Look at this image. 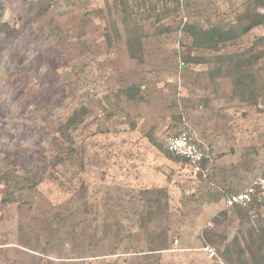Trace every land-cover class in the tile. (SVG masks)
Returning a JSON list of instances; mask_svg holds the SVG:
<instances>
[{
	"label": "rangeland",
	"instance_id": "obj_1",
	"mask_svg": "<svg viewBox=\"0 0 264 264\" xmlns=\"http://www.w3.org/2000/svg\"><path fill=\"white\" fill-rule=\"evenodd\" d=\"M251 2L0 0V264H230L236 241L256 256L264 207L224 199L264 164V26L212 49L185 32H241L264 18ZM183 128L206 176L168 156Z\"/></svg>",
	"mask_w": 264,
	"mask_h": 264
},
{
	"label": "built area",
	"instance_id": "obj_2",
	"mask_svg": "<svg viewBox=\"0 0 264 264\" xmlns=\"http://www.w3.org/2000/svg\"><path fill=\"white\" fill-rule=\"evenodd\" d=\"M163 145L168 152L186 160L187 167L195 175L202 174L206 176L212 158L209 151L201 147L190 129L183 128L168 134L163 140ZM252 205L264 207V164L258 176L244 190L231 193L224 199L226 209L235 207L250 208ZM212 226V224H209V227ZM201 250L208 259L219 260L216 249L211 245L206 243Z\"/></svg>",
	"mask_w": 264,
	"mask_h": 264
},
{
	"label": "trees",
	"instance_id": "obj_3",
	"mask_svg": "<svg viewBox=\"0 0 264 264\" xmlns=\"http://www.w3.org/2000/svg\"><path fill=\"white\" fill-rule=\"evenodd\" d=\"M262 5H264V0H252V2H251V6L255 7L254 11H257L256 8L259 6H262ZM249 13H251V12H249ZM256 13L253 14L251 17V19H252V21L250 22L251 24L244 27L241 32H238V31L233 30V29H230V30H222L220 28L203 29V28H197L196 26H193V25H187L185 28V32H187V33H189V35H191V37L194 39V43H196L198 48L212 49L213 47H216L219 43H227L229 41H234V40L238 39L241 35L248 33L249 31H251L253 28H255L257 26H264L263 16H260ZM129 51H130V55L132 58L137 57L138 50L136 47L130 45ZM235 67H238V61H237V64L235 65ZM239 82H241V81H239ZM239 82L238 83L235 82V88L234 89L236 92L240 90L239 92L241 94L242 93L244 94L245 88H243L242 90L240 88H238V86H242V84H240ZM167 153L169 154L168 156L170 159H173V156L177 157L168 151H167ZM177 159H179V160L181 159L187 164L186 160H184L180 157H177ZM196 176H203V175L198 174ZM253 207L259 208V206H257V205H252L251 208H253ZM235 208H236V210L244 209L242 207H235ZM235 208H232V209H235ZM225 215L227 216L228 213H225ZM253 232H254V230H253ZM157 238H158L157 246L153 251L157 252V251L168 250L169 249L168 248V231L163 230L157 236ZM258 240H259V244H258L257 250H256L257 253H256V256L253 257V259L251 261L248 259H242L243 257H245L242 255L244 252L239 251V253H238V241H236V243L234 244L233 250L228 249V248L226 249L227 261L230 264H264V230L259 232ZM257 255H259L258 258H257Z\"/></svg>",
	"mask_w": 264,
	"mask_h": 264
},
{
	"label": "crops",
	"instance_id": "obj_4",
	"mask_svg": "<svg viewBox=\"0 0 264 264\" xmlns=\"http://www.w3.org/2000/svg\"><path fill=\"white\" fill-rule=\"evenodd\" d=\"M208 171H209V169H208ZM257 176H258V175H257ZM253 180H254V179H253ZM253 180H252V181H253ZM252 181H251V182H252ZM251 182H250V183H251ZM250 183H249V184H250ZM249 184H248V185H249ZM248 185H247V186H248ZM247 186H246V187H247ZM228 195H229V194H228ZM225 198H226V197H225ZM224 208H225V207H224ZM222 209H223V208L218 209V210H216V211L214 210V211L212 212V216L219 215V214L221 215V214H222V213H221ZM225 209H226V208H225ZM225 216H226V215H225ZM216 218L219 219L218 217H216ZM209 224H212V223H209ZM212 225H213V224H212ZM213 226H214V225H213ZM201 249H202V248H201ZM168 250H169V249H168ZM166 251H167V250H166ZM201 251H202V250H201ZM202 252H203V251H202ZM213 261H215V260H213ZM218 264H224V263L219 262Z\"/></svg>",
	"mask_w": 264,
	"mask_h": 264
}]
</instances>
